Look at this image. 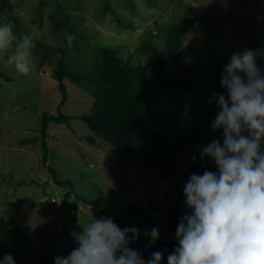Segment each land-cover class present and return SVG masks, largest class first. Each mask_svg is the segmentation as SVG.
<instances>
[{
  "label": "rangeland",
  "instance_id": "rangeland-1",
  "mask_svg": "<svg viewBox=\"0 0 264 264\" xmlns=\"http://www.w3.org/2000/svg\"><path fill=\"white\" fill-rule=\"evenodd\" d=\"M63 1L73 18L75 36L71 48L67 46L66 67L78 74L90 70L98 49L108 46L144 75L147 62L165 50L168 24L184 16L192 18L194 27L185 35L180 54L191 65L185 73L197 80H206L214 54L253 46L264 49V0ZM10 2L11 8L0 16V25L10 24L17 37L33 35L35 48L28 76L18 74L13 66L4 67L14 47L7 55L0 54V217L4 216L10 227L15 220L26 226L28 240L23 254L27 262L45 264L41 261L44 255H68L71 246L63 234L64 222L76 217L66 227L74 238V233L82 231L80 223L94 218V211L112 206L107 202L112 189L124 204L145 206L151 195L157 196L162 223L158 239H175L176 229L169 228L167 218L188 180L180 169L149 176L144 162L129 160L97 138L79 118L50 123L49 157L47 163L42 161L43 113L58 114L62 98L59 81L53 76L61 55L54 48H63L62 35L54 32L51 22L52 13L57 14V2ZM50 40L55 41V47ZM257 64L264 70V59L258 58ZM64 83L69 99L60 111L73 116L89 113L95 102L90 84L69 78H64ZM90 135L96 141L89 140ZM51 168L59 181L72 184H59ZM68 191L78 204L77 211L62 208ZM161 264H166L165 258Z\"/></svg>",
  "mask_w": 264,
  "mask_h": 264
},
{
  "label": "trees",
  "instance_id": "trees-1",
  "mask_svg": "<svg viewBox=\"0 0 264 264\" xmlns=\"http://www.w3.org/2000/svg\"><path fill=\"white\" fill-rule=\"evenodd\" d=\"M56 2L57 14L52 13L51 22L54 32L62 35L63 48H54L60 51L61 55L53 76L59 81L58 88L62 98L58 104V114L43 113L42 161L47 163L49 157L47 137L50 123H67L72 118H79L87 123L97 138L124 153L129 160L144 162L149 176L153 173H175L178 169L184 172L187 179L192 173L202 175L205 170L217 172L212 158L206 157L203 162L200 160L198 149L214 139L223 144V129L214 131L211 128L220 111L214 93H223L227 98V90L220 82L221 73L223 65L229 62L233 53L229 51L214 54L209 60V72L205 81L186 74L185 70L191 68V65L181 56L180 48L185 35L194 25L192 18L184 16L177 22L168 24L165 50L159 58L147 62L144 75L138 74L108 46L98 49L90 70L79 74L71 72L66 67L68 44L64 31L67 30L71 34L74 32L73 18L64 7L66 4L63 0ZM7 8H11L10 0H0V16ZM249 49L259 48L253 46ZM240 75L244 77L243 73ZM64 78L90 84L95 102L89 113L73 116L60 111L69 99ZM244 78L246 80V77ZM209 100L212 102L209 103ZM88 139L96 141V137L91 135ZM261 151L264 152V141L261 142ZM193 155L197 156L195 162L191 160ZM51 170L55 172L54 168ZM54 177L59 184H72L69 180L59 181L56 172ZM64 196L62 208L77 211L78 204L71 200V191ZM184 199L182 194L168 214L167 222L170 223L171 229H176L179 217L190 211L186 209ZM107 202L112 206L105 205L99 211H94V216L111 217L121 229L137 228L139 238L131 241L129 247L138 250L145 261L151 258L153 252L161 251L167 264V256L178 245V241L161 238L149 245V236L144 234L145 230L150 232L153 227L161 228L162 223L158 216L161 203L157 196L151 195L145 206L133 202L124 204L122 198L112 189ZM90 204L94 205L95 201L91 200ZM114 205L121 208L118 210ZM75 220L76 217H73L63 224V234L71 246L70 252L78 247V244L66 227ZM131 236L129 233V237ZM27 240V228L23 223L15 220V225L10 227L7 219L0 217V259L5 254H13L16 264H29L23 254ZM55 256L57 255H44L41 261L54 264Z\"/></svg>",
  "mask_w": 264,
  "mask_h": 264
},
{
  "label": "clouds",
  "instance_id": "clouds-1",
  "mask_svg": "<svg viewBox=\"0 0 264 264\" xmlns=\"http://www.w3.org/2000/svg\"><path fill=\"white\" fill-rule=\"evenodd\" d=\"M64 36L71 48L75 36L67 30ZM49 42L55 47V41ZM34 48L33 35L17 37L10 24L0 25V54L7 55L4 67L13 66L18 74L28 76ZM258 58L264 59V49L244 48L223 65L220 82L227 98L214 93L220 111L211 124L214 131L223 129V144L214 139L198 149L200 160L212 158L218 171L192 173L186 181L184 204L190 211L179 217L178 245L168 254L167 264H264V70ZM196 159L191 156L193 162ZM80 226L82 231L73 234L78 247L66 257L55 256L54 264H161L163 260V253L156 251L145 261L129 247L139 238V230L121 229L111 217L94 216ZM144 234L151 237L152 245L159 229ZM0 264H16L14 255L5 254Z\"/></svg>",
  "mask_w": 264,
  "mask_h": 264
},
{
  "label": "built area",
  "instance_id": "built-area-1",
  "mask_svg": "<svg viewBox=\"0 0 264 264\" xmlns=\"http://www.w3.org/2000/svg\"><path fill=\"white\" fill-rule=\"evenodd\" d=\"M53 200H55V199H53Z\"/></svg>",
  "mask_w": 264,
  "mask_h": 264
}]
</instances>
